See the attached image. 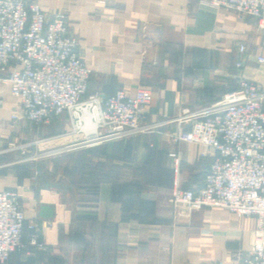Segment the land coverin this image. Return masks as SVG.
Here are the masks:
<instances>
[{
    "label": "crops",
    "instance_id": "crops-1",
    "mask_svg": "<svg viewBox=\"0 0 264 264\" xmlns=\"http://www.w3.org/2000/svg\"><path fill=\"white\" fill-rule=\"evenodd\" d=\"M36 1L47 19L65 17L90 69L88 94L107 96L123 89L132 95L138 87L151 91L142 123L153 130L97 148L94 155L107 165L95 190H79L74 201L60 180L47 183L26 162L15 163L11 152L0 155V190L18 194L43 246H29L31 233L25 231L24 247L6 264H242L255 219L223 208L174 206L173 181L182 188L202 186L214 152L172 143L169 134L189 126L177 120L184 109L215 103L240 78L264 90V64L256 61L264 55V32L255 20L209 8L202 0ZM241 44L245 51L237 68ZM2 89L0 147L27 133L25 123L11 122L16 101L6 86ZM50 125L60 128L56 140L61 145L71 142L60 135L68 129L65 116ZM169 152L178 156L176 173Z\"/></svg>",
    "mask_w": 264,
    "mask_h": 264
},
{
    "label": "built area",
    "instance_id": "built-area-1",
    "mask_svg": "<svg viewBox=\"0 0 264 264\" xmlns=\"http://www.w3.org/2000/svg\"><path fill=\"white\" fill-rule=\"evenodd\" d=\"M212 9L225 8L239 19L255 20L264 32V0H202ZM264 44V35H263ZM77 39L68 33L65 17L49 19L36 0H0V106L6 86L16 106L13 121L35 126L49 125L65 116L70 136L66 150L95 147L153 130L143 124V113L152 101L147 88L130 95L123 89L103 96L87 93L90 69L84 63ZM244 45H239L235 67L242 66ZM264 64V55L256 57ZM177 120L189 123L186 129L169 134L170 141L201 146L214 155L202 186L182 188L173 181L170 202L194 210L223 208L238 217L256 222L250 249L242 264H264V90L254 81L240 78L237 87L215 103L195 111L184 109ZM31 144L7 142L0 155L21 154ZM173 172L179 159L169 152ZM37 225L26 221L19 196L0 190V264L27 244L41 249Z\"/></svg>",
    "mask_w": 264,
    "mask_h": 264
},
{
    "label": "rangeland",
    "instance_id": "rangeland-1",
    "mask_svg": "<svg viewBox=\"0 0 264 264\" xmlns=\"http://www.w3.org/2000/svg\"><path fill=\"white\" fill-rule=\"evenodd\" d=\"M19 121L27 125V133L16 135L12 142L31 145L24 154L18 151L11 152V159L15 163L26 162L31 166L29 170L32 174L42 175L47 183H55L56 180H60V187H65L69 191L70 201L78 198L79 190L85 193L95 190L93 184L98 179V174L104 170L107 162L104 161V157L94 154L97 152L96 149L103 147L105 143L98 145L99 147L95 146V148L66 150L64 148L67 144L61 145L60 141L56 140L58 133H61L60 128L52 127L50 124L35 126L24 120H11L16 123ZM81 155L85 160L79 162L77 158ZM86 155L91 156L90 161Z\"/></svg>",
    "mask_w": 264,
    "mask_h": 264
},
{
    "label": "trees",
    "instance_id": "trees-1",
    "mask_svg": "<svg viewBox=\"0 0 264 264\" xmlns=\"http://www.w3.org/2000/svg\"><path fill=\"white\" fill-rule=\"evenodd\" d=\"M86 157H87V155H86ZM87 158H88V157H87ZM77 160H79V162H80V161L82 162V161H84L85 159H84V156L81 155V156H79V157L77 158Z\"/></svg>",
    "mask_w": 264,
    "mask_h": 264
}]
</instances>
